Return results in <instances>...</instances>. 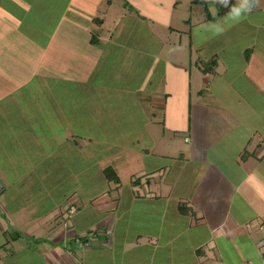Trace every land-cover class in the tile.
<instances>
[{
  "label": "crops",
  "instance_id": "crops-1",
  "mask_svg": "<svg viewBox=\"0 0 264 264\" xmlns=\"http://www.w3.org/2000/svg\"><path fill=\"white\" fill-rule=\"evenodd\" d=\"M6 1L20 3L27 15L21 0ZM203 1L211 11V0ZM3 3L0 0V25L5 26H0L1 33L12 27L10 14H2L7 9ZM190 3L192 15L195 11L203 20L199 3ZM95 19L105 24L108 17ZM102 34L94 36L96 76L91 84L96 88L100 79L107 85L99 75L109 65L104 57L112 33ZM6 48L0 44V76H8L10 83L3 89L0 82V264H264V122L257 118L264 117L262 54L249 46L243 63L233 67L211 55L218 59L209 71L199 67L192 53L188 58L177 55L168 61L166 86L153 90L142 86V80L118 82L121 76L111 74L110 81L127 87L122 98L135 99L130 105L145 102L151 108L147 120L140 106L142 113L130 118L135 123H127L133 139L110 137L88 144L62 132L64 140L48 138L45 145L29 131L33 126L26 118L19 119L18 79L9 76L17 43ZM80 55L81 50L70 57ZM196 68L204 82L212 79L207 96H200L202 88L193 94L190 87ZM221 69L231 80L217 91L214 80ZM181 81L183 89L188 83V93L180 90ZM168 98L177 120L167 124L155 114ZM104 106L94 112L108 116ZM155 126L157 132L151 129ZM45 128L54 138L50 126ZM47 161L52 167L39 174ZM109 166L119 182L107 179L104 169ZM68 177L84 179L85 184H67ZM71 205L75 212H70Z\"/></svg>",
  "mask_w": 264,
  "mask_h": 264
},
{
  "label": "rangeland",
  "instance_id": "rangeland-1",
  "mask_svg": "<svg viewBox=\"0 0 264 264\" xmlns=\"http://www.w3.org/2000/svg\"><path fill=\"white\" fill-rule=\"evenodd\" d=\"M3 1L7 9L2 14H10L12 27L0 32V44L4 45L6 51V46L15 41L18 48L17 56L12 58V70H9V76L18 79L15 83L19 86L15 93L16 109L19 111V119L26 118L33 126L29 131L44 140L45 145L48 138L54 139L53 142L64 140L62 132L74 134L77 140L80 138L88 144L94 140L109 141L110 137L113 140L133 139L128 136L133 129L127 123H135L130 118L142 113L140 106L147 120L151 116V108L145 102H141L140 106H131L130 101L134 102L135 99L122 98L121 92L127 87L110 81L111 74L121 76L118 82H124L127 78H130V83L142 80V86L144 84L148 86V90H153L160 84L163 88L166 86L169 75L167 68L171 69L168 61L177 55L188 58L192 53L198 60L199 67L208 65L210 69L214 59L211 55L215 54L219 62L221 60L226 66L230 64L233 67L243 63L244 51L249 46L254 49L255 54L260 53L264 57V0L250 2L251 10L238 21H231L226 16L217 22L205 23L204 18L198 20L199 16L195 11L196 16L192 15L191 0H113L112 5H109L108 0H21L24 7L27 6V15L19 9L20 3L12 5L11 2L1 0ZM210 8L213 13L217 12L214 4L210 3ZM122 13L125 15L119 18ZM104 14L108 17L107 22L99 23L95 18H103ZM191 16L192 22L188 23ZM216 24L224 26V31L213 34L211 28ZM16 27L19 30L13 32ZM106 31L114 36L111 34V44L108 43L111 45L110 51L104 57L109 65L101 69L99 75V78L106 79L107 85H103L100 79L96 81L98 89L92 86L96 76L94 36L96 37V33L103 36V32L106 35ZM79 50L82 52L80 57H70L74 52L78 55ZM107 68L112 71L105 70ZM198 69L195 72V82L190 87L192 92L194 87L193 94L197 95L199 88H202L200 96H207L212 79L204 82V76ZM228 75L235 77V74ZM7 78L0 76L3 89L6 88L4 84H10ZM226 80L229 82L231 78L221 69L214 80L218 84L217 91L226 89ZM183 82L179 83L182 84L180 90L188 93L190 87L185 82L186 87L183 89ZM234 83L235 81L230 82L231 87ZM169 101L168 98L166 103L164 101L162 105H157L155 114L157 120L167 124L176 116L173 109L170 111ZM102 103L110 111V119L105 114L102 116L94 112ZM3 104L4 102L0 107ZM262 116L257 115L258 122H264ZM177 118L178 123H182L179 115ZM46 126H50L49 133L54 138L46 135ZM158 127L151 129L157 132ZM52 165L49 161L45 162L39 174ZM140 175L141 173H137L136 177ZM123 179L126 182L128 178L124 175ZM70 181L85 184V180L81 178L68 177L67 184ZM177 181L179 184L180 179ZM23 182L27 185L29 179ZM135 229L134 227L131 232Z\"/></svg>",
  "mask_w": 264,
  "mask_h": 264
},
{
  "label": "trees",
  "instance_id": "trees-1",
  "mask_svg": "<svg viewBox=\"0 0 264 264\" xmlns=\"http://www.w3.org/2000/svg\"><path fill=\"white\" fill-rule=\"evenodd\" d=\"M194 2L199 3L198 7L203 10V12L205 14L204 20L210 21V22H215V21L219 20L220 18L228 15L233 6H235V5L238 6L240 4L239 0H211V2L214 5H216V8L218 10V12L215 15H213L209 9L208 1L194 0ZM249 2H254V1L250 0ZM216 63H217V59L214 58L211 61L212 69L214 68V65ZM202 68H203V71L212 70L208 67V65H205ZM104 173H105L108 180H114L115 182L120 181L119 176L117 175V173L114 171V169L112 167L109 166L106 169H104Z\"/></svg>",
  "mask_w": 264,
  "mask_h": 264
},
{
  "label": "clouds",
  "instance_id": "clouds-1",
  "mask_svg": "<svg viewBox=\"0 0 264 264\" xmlns=\"http://www.w3.org/2000/svg\"><path fill=\"white\" fill-rule=\"evenodd\" d=\"M243 10V12H242ZM251 10V4L249 0H244V2L240 3L238 6H233L228 14L231 21H238L242 18V15ZM213 34H219L224 31V26L221 24L213 25L211 28Z\"/></svg>",
  "mask_w": 264,
  "mask_h": 264
},
{
  "label": "built area",
  "instance_id": "built-area-1",
  "mask_svg": "<svg viewBox=\"0 0 264 264\" xmlns=\"http://www.w3.org/2000/svg\"><path fill=\"white\" fill-rule=\"evenodd\" d=\"M75 210H76V206L75 205H71V207H70V212L72 213V212H75Z\"/></svg>",
  "mask_w": 264,
  "mask_h": 264
}]
</instances>
